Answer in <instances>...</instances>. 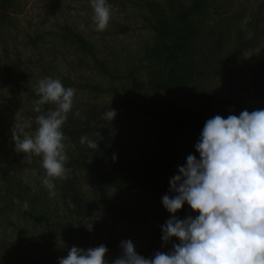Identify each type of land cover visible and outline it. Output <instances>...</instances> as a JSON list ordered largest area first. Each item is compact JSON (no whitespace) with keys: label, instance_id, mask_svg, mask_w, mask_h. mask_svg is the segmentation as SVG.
<instances>
[{"label":"trees","instance_id":"obj_1","mask_svg":"<svg viewBox=\"0 0 264 264\" xmlns=\"http://www.w3.org/2000/svg\"><path fill=\"white\" fill-rule=\"evenodd\" d=\"M16 1L0 0L2 46L7 35L16 31L14 17L20 6ZM132 1L108 0L112 5L119 3L123 11L127 10L124 2L138 9L135 18L148 34L132 53H116L110 62L99 59L94 45L67 26L61 27L62 34L54 38L62 48L55 52L52 63L70 57L71 49L75 62H64L70 65V71L76 68L94 74L85 78L77 75L80 83L57 73L54 78L76 90L73 110L63 126L69 145V178L55 181L56 196L49 198L47 189L38 181L45 172L37 175L36 183L21 184L7 178L0 167V218L2 222L33 220L62 236V245L54 258L20 261L14 252L9 253L11 247L3 243L0 261L7 258L4 264H58L73 246L87 250L100 245L108 248L105 259L112 264L120 257L121 242L137 239L142 244L136 252L145 258L171 251L178 240H162V226L171 218L162 197L174 195L169 190L170 180L178 174V167L186 163V157L193 154L199 159L195 144L205 122L216 115L227 118L239 116L245 110H264V106L255 105L258 102L249 90L232 92L237 85L233 72L225 76L229 89L220 90L224 87L220 86L207 90L204 86L219 67H235L238 58L264 47V12H260L264 2L258 0L256 6H242L229 15L232 7L223 9L220 0H189L186 4L181 0ZM129 30V25L123 26L120 32ZM40 39L43 37L36 33L29 44L41 45ZM261 60L257 59L255 69L264 81ZM17 66L14 65L16 69ZM0 67L1 73L8 71L5 64ZM11 79L7 76L5 81L10 83ZM12 83L18 86V82ZM79 92L91 99L99 97L89 107L104 112L113 109L117 115L101 126L85 124L86 112L75 103ZM105 95L113 100L100 104ZM249 100H253L250 107ZM43 107L46 114L50 108L47 104ZM76 112L79 116L74 115ZM187 118L196 122L194 133L188 130ZM81 137L96 140L98 149L81 144ZM25 201L30 205L27 211L22 210ZM92 206L95 210H90ZM176 215L184 219L198 213L185 204ZM90 218L94 226L88 231L83 222Z\"/></svg>","mask_w":264,"mask_h":264},{"label":"clouds","instance_id":"obj_2","mask_svg":"<svg viewBox=\"0 0 264 264\" xmlns=\"http://www.w3.org/2000/svg\"><path fill=\"white\" fill-rule=\"evenodd\" d=\"M97 32L107 30L111 20L108 0H89ZM76 90L61 80L46 77L38 81L34 111L50 104L54 108L36 119L38 127L28 133L16 120L12 139L18 153L41 158L45 175L41 180L49 198L56 196L57 180H67V137L63 126L74 106ZM79 116V112L74 114ZM113 109L101 119L112 121ZM91 150L96 140L80 138ZM75 147V145H72ZM193 154L178 167L170 180V192L162 197L171 218L162 226V240L175 238L172 250L156 252L152 258L138 254L131 240L121 242L122 255L112 264H264V110L242 111L239 116L208 119ZM115 155L113 160H115ZM187 204L198 213L184 219L176 213ZM30 205L23 203L22 210ZM108 248L87 250L73 246L58 264H109Z\"/></svg>","mask_w":264,"mask_h":264},{"label":"rangeland","instance_id":"obj_3","mask_svg":"<svg viewBox=\"0 0 264 264\" xmlns=\"http://www.w3.org/2000/svg\"><path fill=\"white\" fill-rule=\"evenodd\" d=\"M136 1L138 0L132 2L136 3ZM155 1L161 2L162 0ZM181 1L186 4L189 0ZM257 1L220 0L219 4L223 9L231 6L228 14L232 15L237 13L242 6L248 9L256 6ZM261 1L264 2V0ZM16 2L20 3L14 17L17 21L16 31L13 32L12 36L7 35L8 38L4 46L0 44V66L4 64L8 66V71L2 73L0 67V167L4 168L7 178L11 177L13 181L27 184L32 183V181L36 183L37 175L44 173L45 170L41 166L40 157L18 153L15 150L12 129L16 120L25 126L28 133H34L38 127L36 119L46 109L42 105L39 113L33 110L35 101L39 99L36 95L38 81L46 77L56 78L55 74L57 73L62 77L69 76L76 80L75 82L80 83L76 78L77 75L82 76L81 78L94 75L93 72L77 71L76 68L74 72L70 71L71 67L67 63L75 62L73 60L74 52L71 49H67L70 57L64 60L58 58L55 64L52 63L53 55L55 52L59 53L60 48H62L54 40L55 36L62 34L61 27L67 26L73 32L87 39L94 45L97 57L109 62L116 58V53L135 51L148 32L141 28V23L135 18L138 9L133 5L130 6V2L122 3L123 6L127 7L125 11L122 10L119 3L110 4L111 20L107 30L103 32L96 31L93 10L89 0H17ZM260 12L263 13L264 9ZM128 25L130 30L121 33L120 29ZM36 33H40L43 37L40 39L41 45L39 43L37 45L29 44V39L31 40ZM257 51L246 53L238 58L235 67H226L225 70L219 67L215 71L216 75L204 82V86L207 90L220 86H224L220 87V90L229 89L230 84L225 80V76L227 77L228 73L233 72L237 85L233 86L232 92L249 90L250 96L258 102L255 105L264 106V81L260 78L258 70L255 69L258 63L257 59L264 60V47ZM90 64L94 68L93 63L90 62ZM14 65L17 66V69ZM21 73L23 74L21 75ZM7 76L12 78V82H18V86L14 87L11 81L7 83L5 81ZM102 97L104 99L100 98V104L109 103L113 100L112 96L105 95ZM98 98L91 99L90 95L79 92L75 103L80 104V108L86 112L85 124L101 126L106 123V120L101 119V115L104 113L102 109L89 107L95 104ZM250 102L249 100L247 103L248 107L253 103V100ZM48 106L50 110L54 108L53 105L47 104ZM186 123L188 130L194 133L197 129L196 122L187 118ZM43 177L44 174L38 181L41 182ZM1 185L0 180V188ZM34 190L32 188L31 191L34 192ZM95 208L92 206L90 210H95ZM83 226L90 231L94 226V220L90 218L88 221H84ZM89 236L92 239V236ZM28 238H31L30 242L27 241ZM62 238L58 234H53L51 230H46L35 224L33 220L17 218L2 222L0 218V244L4 243L7 247H11L9 253L13 254L12 252H14L20 261H23L24 258L29 261L54 258L55 255H58L56 251L58 252L61 248ZM131 241L135 250L142 244L138 239ZM120 250L119 256L122 255V248ZM4 260L2 258L0 262L4 264Z\"/></svg>","mask_w":264,"mask_h":264}]
</instances>
